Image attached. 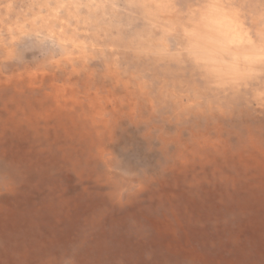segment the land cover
Instances as JSON below:
<instances>
[{
    "label": "rangeland",
    "instance_id": "1",
    "mask_svg": "<svg viewBox=\"0 0 264 264\" xmlns=\"http://www.w3.org/2000/svg\"><path fill=\"white\" fill-rule=\"evenodd\" d=\"M0 76V264H264V0H0Z\"/></svg>",
    "mask_w": 264,
    "mask_h": 264
},
{
    "label": "bare ground",
    "instance_id": "2",
    "mask_svg": "<svg viewBox=\"0 0 264 264\" xmlns=\"http://www.w3.org/2000/svg\"><path fill=\"white\" fill-rule=\"evenodd\" d=\"M190 1V0H189ZM228 28V27H227ZM223 30V29H222ZM222 30L221 29H219L218 31H217V33L215 34L216 36H215V41H214V45H215V50H217L218 52H220L221 50L223 51H225V49H226V47H229L230 46V44H231V42H232V39L229 37V34L227 33H223L222 32ZM225 31H226V28H225ZM233 37V36H232ZM19 38V37H18ZM26 39V38H25ZM22 41V40H21ZM173 42V41H172ZM31 43V42H30ZM27 44V43H26ZM216 44H217V46H216ZM43 45V44H42ZM17 46V45H16ZM24 46V45H23ZM49 47V46H48ZM218 47V48H217ZM230 49V48H229ZM40 50H42V49H40ZM228 50V49H227ZM227 50H226V52H227ZM29 51H31V50H29ZM210 51V50H209ZM24 52H25V50H24ZM212 52H214V51H212ZM216 52V51H215ZM28 53V52H27ZM205 53V52H204ZM207 53V52H206ZM211 53V52H210ZM254 53V52H253ZM46 54V53H45ZM215 54V53H214ZM47 55V54H46ZM235 60H237V58H239V52H235ZM246 55V54H245ZM244 55V56H245ZM25 56V55H24ZM209 56H210V54H209ZM246 56H248V54L246 55ZM30 58V57H29ZM55 59V58H54ZM26 60H27V58H26ZM33 60V59H32ZM41 60V59H40ZM39 60V61H40ZM35 62V61H34ZM251 62V61H250ZM12 64V63H11ZM10 64V65H11ZM29 64V63H28ZM32 64V63H31ZM33 66V65H32ZM84 67V66H83ZM30 68H28V70H29ZM29 73V71L27 72V74ZM52 74V73H51ZM40 75H42V73H40ZM21 76H16V75H14V76H12L10 79H9V81H15L16 79H18L19 78V80H21V78H20ZM2 77L0 76V88H3L4 86L5 87H7V86H10V88L8 89L9 91H7L8 93H11L12 91H17V89H15V85H12L11 86V82H9V83H7L8 81L6 80L5 82H4V80H2L1 79ZM26 83L28 84V85H31V86H33L34 85V79H32V78H28V79H26ZM27 85V86H28ZM36 86H34V88H35ZM37 88V87H36ZM38 88H40L41 89V85H38ZM57 92V91H56ZM55 93V92H54ZM53 94V93H52ZM52 94H49L48 92L46 93V97H47V102H50V104H51V101H52V97H53V95ZM52 96V97H51ZM56 99V98H55ZM38 102V103H37ZM5 104H7V103H5ZM48 104V103H47ZM19 106V105H18ZM41 106H43V102H41L40 100H38V101H34V103H33V101H29L28 102V104H27V106L24 108V109H26V108H28V110H29V113H27V114H24L25 115V117H26V123H28V128L27 129H24L25 131H22V134H23V136H26V134H28V133H30V132H32V133H34V134H32L33 136H34V138H36V137H40V135L38 134V130H36V128L38 127L37 125H36V118L38 117V114H39V112H40V108H41ZM99 104H97V108L95 109V112L96 113H98L99 114V112H100V110H99ZM14 113L15 112H13V113H11V116H10V119H11V121L10 122H12L13 123V125L15 126V127H18V126H20V125H18L19 123H23L21 120L20 121H18V118H17V115H14ZM152 114V113H151ZM94 116H95V114H94ZM155 116H157V115H155ZM152 117V116H151ZM7 119H8V117H7ZM151 120V119H150ZM7 121H9V119L7 120ZM15 123V124H14ZM96 123H99V122H97L96 121ZM103 123V126H105L106 125V121H103L102 122ZM240 123V122H239ZM24 124V123H23ZM60 127H62V125H60ZM60 127H54V128H50L49 126H47L46 128H44L43 127V129H44V131H45V133L47 134V135H45L46 137H43V138H46V140H48V141H50L49 143H55L54 141H56L55 139L56 138H58V134H59V132H60V134H61V132H63V131H61V128ZM154 127V126H153ZM187 128V127H186ZM157 129V128H156ZM184 129H185V127H184ZM5 129H3V131H4ZM223 130V129H222ZM17 132V130H13V132H11V133H14V132ZM30 131V132H29ZM149 132V131H148ZM4 133V132H3ZM5 133H7V132H5ZM64 133V132H63ZM201 134H197L198 136H197V139H196V141H198V145H200V146H204V144L206 143V141H207V139H206V136H205V133L206 132H200ZM65 134H68L69 135V131L68 130H65ZM147 134V133H146ZM252 134V133H251ZM49 136V137H48ZM161 137V136H160ZM41 138V137H40ZM213 138V137H212ZM212 140V139H211ZM59 141V140H58ZM58 141H56L57 143H58ZM170 141V140H169ZM187 147H189V146H187ZM108 152V151H107ZM134 152H135V150H134ZM65 153H67V151H65ZM100 153H101V151H100ZM180 153H182L181 151H180ZM101 155V154H100ZM113 161V160H112ZM123 161V160H122ZM125 161V160H124ZM127 161V160H126ZM136 162V161H135ZM130 164V163H129ZM138 164V163H137ZM135 167H136V165H135ZM167 170V169H166ZM137 174V173H136ZM135 174V175H136ZM134 180V179H133ZM262 188H264V185L262 186Z\"/></svg>",
    "mask_w": 264,
    "mask_h": 264
}]
</instances>
